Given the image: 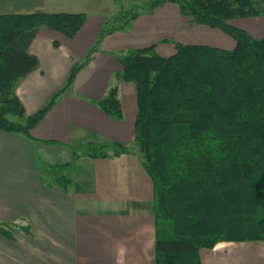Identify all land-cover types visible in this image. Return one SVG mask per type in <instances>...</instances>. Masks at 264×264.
<instances>
[{"label":"trees","instance_id":"16d2710c","mask_svg":"<svg viewBox=\"0 0 264 264\" xmlns=\"http://www.w3.org/2000/svg\"><path fill=\"white\" fill-rule=\"evenodd\" d=\"M166 3L176 4L189 25L226 33L235 48L175 42L171 57L159 56L154 45L118 58L122 72L98 106L106 115L123 119L118 82L135 85V146L89 143L75 148L74 155H136L154 188L156 264H200L201 249L222 242L264 241V39L229 23L264 17V0H152L142 10L151 13ZM138 17L133 10L106 19L84 63L71 70L64 88L46 106L28 117L16 87L38 67L28 52L31 41L41 27L73 39L87 16L0 15V130L30 136L104 38L129 30ZM42 179L47 186L68 190L72 165L50 167ZM0 233L11 237L2 224Z\"/></svg>","mask_w":264,"mask_h":264},{"label":"crops","instance_id":"0c3cea01","mask_svg":"<svg viewBox=\"0 0 264 264\" xmlns=\"http://www.w3.org/2000/svg\"><path fill=\"white\" fill-rule=\"evenodd\" d=\"M115 5L114 0H0V15L87 16L73 39L41 27L31 41L28 52L37 58L38 67L16 87L26 116L38 113L64 88L71 70L84 63L107 17H114ZM186 19L172 3L151 13L140 11L129 30L104 38L30 136L0 130V224L11 236L0 233V264H156L154 188L139 158H76L74 149L105 142L135 146V85L118 82L123 119L106 115L98 106L122 72L118 58L129 51L156 45L155 52L167 58L175 54V42L235 48L236 42L221 30L189 25ZM239 27L264 39L259 31ZM68 164L70 189L44 183V170ZM199 258L200 264H264V241L222 242L201 249Z\"/></svg>","mask_w":264,"mask_h":264},{"label":"rangeland","instance_id":"374dc122","mask_svg":"<svg viewBox=\"0 0 264 264\" xmlns=\"http://www.w3.org/2000/svg\"><path fill=\"white\" fill-rule=\"evenodd\" d=\"M152 0H137L136 2H133L131 0H123L120 1L119 3H116L115 8L112 12V17H119L122 14H126L128 12L131 11H142V9L144 8V6H146L149 2H151ZM137 3V4H136ZM109 20L111 19V17H107ZM186 22L189 23V20H185ZM231 22H236L233 23L234 26L240 28L239 26H244V27H249L252 30H254L255 32H258V36H264V18L263 19H238V20H232ZM244 31H246L249 35L253 36L254 38H257V36L251 34L247 28H240ZM12 121H13V117L10 116L9 117ZM44 172H42L43 174Z\"/></svg>","mask_w":264,"mask_h":264}]
</instances>
